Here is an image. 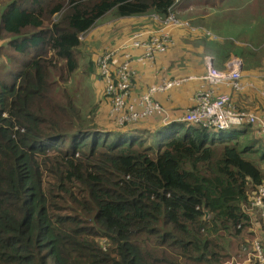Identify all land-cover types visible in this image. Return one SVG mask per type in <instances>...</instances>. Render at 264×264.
<instances>
[{
	"label": "trees",
	"instance_id": "trees-1",
	"mask_svg": "<svg viewBox=\"0 0 264 264\" xmlns=\"http://www.w3.org/2000/svg\"><path fill=\"white\" fill-rule=\"evenodd\" d=\"M3 1L0 264H222L250 248L264 140L249 124H168L154 150L142 133L94 126L64 86L101 16L168 15L176 0Z\"/></svg>",
	"mask_w": 264,
	"mask_h": 264
},
{
	"label": "built area",
	"instance_id": "built-area-1",
	"mask_svg": "<svg viewBox=\"0 0 264 264\" xmlns=\"http://www.w3.org/2000/svg\"><path fill=\"white\" fill-rule=\"evenodd\" d=\"M178 1L176 0V3ZM184 25H188V23L178 19L173 12H170L162 20V26L155 31H151V34H135L118 48L111 51L104 50L98 54L97 64L105 83L104 95L107 96L110 102V115L119 127H126L152 115L163 116L166 124L174 123L171 122L169 110L155 100V96L158 93L167 92L174 87L181 86L186 81L196 79V76L190 75L163 80L134 96V71L131 67L134 57L129 48L143 49L142 55L137 60L138 62L152 61L158 54L166 52L174 45L171 31ZM121 51L123 52V58L118 64H115L116 55ZM212 62L207 61L208 71L203 76V79L211 86L226 85L236 92L245 89L246 84L242 80L241 60L238 58L231 59L225 70L215 68ZM260 93L264 97V88ZM175 121L182 124L189 122L215 131H228L231 128L249 124L254 127L257 135L264 140V111L239 109L232 102L231 94L225 92L215 93L212 89L197 92L194 105ZM256 209L261 211L260 218ZM245 212L256 228L264 230V182L252 194L249 203L245 206ZM250 244V248L247 247L246 249V246H244L245 251H247L244 262L238 261V258L233 256L222 264H264L262 237L255 235L250 239Z\"/></svg>",
	"mask_w": 264,
	"mask_h": 264
},
{
	"label": "crops",
	"instance_id": "crops-1",
	"mask_svg": "<svg viewBox=\"0 0 264 264\" xmlns=\"http://www.w3.org/2000/svg\"><path fill=\"white\" fill-rule=\"evenodd\" d=\"M181 2L182 0H179L176 5H180ZM181 5H183V3ZM173 8L174 6L172 7V9H170L169 13L173 12ZM180 8L179 14H181L182 16H186L185 13L183 14L181 12ZM166 16L167 15H160L158 13H150L143 16L138 15L126 17V19L131 22L121 23V25H123V30L120 31L122 35L110 34L109 25L112 24H104L111 23V21L105 22L104 24H102L104 25L102 32V38L104 40L101 42L98 50L102 51L104 48L106 50L116 49L124 42L129 40L131 36L133 37L138 33L149 35L152 33L151 31H155L162 26V20ZM177 18L187 22L188 25L181 26L171 31V37L174 40V45L171 46L166 52L158 54L154 60L138 62L137 60L139 59V56L142 55L143 49L132 47L129 48V51L133 54L132 56L134 57V62H132L131 64L132 70L134 71L133 95L136 96L139 93L147 90L151 85L159 83L163 80L194 75L196 76V79L186 81L181 86L174 87L167 92L158 93L155 96V100L159 101L164 107L169 110L170 118L172 119L171 122H174L171 125H183L182 123H178L175 120L178 117H182L194 105L195 96L200 90L212 89L215 93H229L231 94L232 102L239 109L258 112L264 111V97L260 93V89L264 86V63L262 64V68L251 69V71L245 70L247 65L250 64L249 61H251V58L243 57V53L240 51L245 61L247 60V62L242 66V71L244 73L242 80L246 84L245 89L240 92H236L231 87L226 85L211 86L207 81L203 79V76L208 71V67L205 63V56H207L208 53H206V50L203 53L202 46H199L196 42V37H199L202 41V39L211 37V34H209L210 32H207L206 29L201 30L199 27H197L199 25L194 26L192 24L193 22L191 23L188 18H182L180 16H177ZM130 23H133V25H128ZM129 29L134 30L132 31V33H127ZM115 37L117 39H115ZM98 50L94 52V59H92L94 62L93 66L96 67V72H98L99 70L97 64H95V59L100 53V51ZM91 52H93V50ZM222 55L223 59H227L229 53L227 54L224 52L222 53ZM122 58L123 52L121 51L116 55L115 64H118L122 60ZM215 58L218 59L219 57L213 55L214 63ZM234 58H238L240 60V58L237 56H235ZM231 59H233V57ZM226 62H219L220 70L226 69ZM177 67H180V70L177 69L175 71H169V68ZM246 73H249L250 76L246 75ZM244 77L246 79H249L250 81L246 80ZM96 87L104 97L105 83L99 78V76ZM97 110L98 116L100 118L108 119V121H111L110 118H112L113 122L111 123V125H109L107 130L125 128V130H132L131 133L137 134H141L143 131H149L152 133L156 131L163 133L167 132V128H165V126L168 124L164 122L163 116L159 115H152L150 117L141 119L138 122L131 123L126 127H119L115 122V119L110 115V102L106 98L103 99V105ZM251 197L252 195L249 197L248 202L250 201ZM250 232L252 233L250 239H252L255 235H259L262 237V240H264V230L256 228L252 222L250 223ZM244 246H246L247 249V245L243 244L240 254L235 255L238 257L237 260L240 262H244L243 260L247 257V251H245L246 249H244Z\"/></svg>",
	"mask_w": 264,
	"mask_h": 264
},
{
	"label": "rangeland",
	"instance_id": "rangeland-1",
	"mask_svg": "<svg viewBox=\"0 0 264 264\" xmlns=\"http://www.w3.org/2000/svg\"><path fill=\"white\" fill-rule=\"evenodd\" d=\"M186 2L187 0H182L181 4L183 3V5H176V3L174 5L173 12L178 17L180 16L182 18H188L191 23L193 22L192 24L194 26L199 25L197 27H199L201 30L206 29L207 32L211 33V37L202 39V41L199 37H196L197 44L202 46V52L204 53L205 50L209 51L208 55L205 56V63H207L208 60L211 62L214 61L211 57L214 55L218 56L219 60L221 59L219 61L215 58V63L212 62L213 65L215 64L214 67L220 69L219 62L227 61V68L228 62L231 60V58L233 57L234 59V57L237 56L243 63L242 66L247 62V60L245 61L243 57L251 58V61H249L250 64H248L249 66L247 65L245 70L251 71V69L262 68V64L264 63V0H208L209 7H207L202 12V14L195 13L192 6L187 7L188 4ZM212 3L214 6L211 5ZM2 4H4V1L0 0V8L2 7ZM179 8L183 14L185 13L186 16L179 14ZM109 21H111V23L104 24L105 22ZM127 22L131 21L126 19V17L116 16L115 10L101 16L97 20L96 25H94L88 32L82 35L83 43L82 46L80 45L81 47H78L80 51L78 55L80 59L79 68L64 84L69 93L73 96L76 104L82 110L83 117L85 116L88 120L93 119L94 121L92 123H94V126L97 125L99 128L108 129L113 120L112 118H110L111 121L100 118L98 116V110H96L93 114L89 113L91 105H98V109L103 105L104 99L103 95L96 87L98 73L96 72V67L93 66L94 64L91 62V59H94V52L98 50V47L104 40L102 38L103 26L112 24L109 25V33L113 35H122L120 33V31L123 30V25H121V23ZM128 25H133V23ZM133 30L134 29H129L127 33H132ZM115 39L117 38L115 37ZM231 44H236V50L235 48H233L234 50L230 48ZM92 50L93 52H91ZM111 50L114 49H109L108 51ZM240 51L243 53V57ZM224 52L227 54L229 53L227 59H223L222 53ZM95 64H97L96 61ZM177 69L180 70V67L169 68V71H175ZM246 75L250 76L249 73H246ZM263 88H261L260 91ZM189 125H191V123L184 122L183 125H179L180 127L176 125L171 129L180 128L181 130H184L185 127ZM243 126L245 125L240 127L243 128ZM250 129L253 131L254 138L262 140L251 125ZM218 133L219 131H217V133L215 132V134ZM133 134L135 133L126 132L125 135L127 139L130 140ZM211 134H213V132H211ZM141 136H145L144 138L146 146L152 145L154 150H156L158 146V141L162 139V135L158 133V131L154 133L143 131Z\"/></svg>",
	"mask_w": 264,
	"mask_h": 264
},
{
	"label": "water",
	"instance_id": "water-1",
	"mask_svg": "<svg viewBox=\"0 0 264 264\" xmlns=\"http://www.w3.org/2000/svg\"><path fill=\"white\" fill-rule=\"evenodd\" d=\"M209 217V213L206 212L204 218L207 219Z\"/></svg>",
	"mask_w": 264,
	"mask_h": 264
}]
</instances>
